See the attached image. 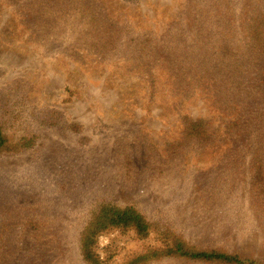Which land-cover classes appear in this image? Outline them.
Here are the masks:
<instances>
[{
  "label": "rangeland",
  "instance_id": "1",
  "mask_svg": "<svg viewBox=\"0 0 264 264\" xmlns=\"http://www.w3.org/2000/svg\"><path fill=\"white\" fill-rule=\"evenodd\" d=\"M84 1L106 35L78 28L72 9L53 33L52 0H0V122L11 140L0 153V264H84L80 229L110 203L135 206L151 229L99 233L93 251L107 264H219L144 258L173 238L264 262V146L249 128L264 124V70L243 73L239 103L228 84L184 75L194 67L184 59L218 39L238 52L257 43L264 0ZM28 132L38 139L21 150Z\"/></svg>",
  "mask_w": 264,
  "mask_h": 264
},
{
  "label": "trees",
  "instance_id": "2",
  "mask_svg": "<svg viewBox=\"0 0 264 264\" xmlns=\"http://www.w3.org/2000/svg\"><path fill=\"white\" fill-rule=\"evenodd\" d=\"M52 1L56 8L61 9V12L54 21H52V18L48 21L46 28L53 33L61 31L60 25L62 21H68L69 18L66 17V15L70 14L72 11V17L74 19L73 24L78 28L80 25H83L80 28L81 30L87 28L89 33L94 32L96 36L102 33L104 35L107 34L106 30L100 25L103 21V16L94 10L95 7H97L95 4L85 2L84 0ZM68 6L72 8H67ZM36 7L38 8L37 3ZM63 9L72 10H68L67 14L64 15L62 13ZM35 18L39 19L36 21L41 25L42 20H46V16H43V14ZM252 26L253 25H251V27ZM253 37L257 43L253 41L245 43L244 46L246 50L243 52L231 50L229 46L232 41L228 38L218 39V42L213 43L215 50L211 51L210 54H206L202 57L191 56L188 59H184L185 66H194L193 68H185L184 75L190 74V79L193 77L198 84L210 83L212 85L215 78L218 79L217 84L219 83L223 86L228 84L230 86V94H233L235 96L234 98L237 99V103H239L241 99L239 94H243V90L241 89L244 87L243 73H245L248 68L249 71L253 70L256 74H258L259 70H264L263 67H260L263 61L262 54L264 53V22H260L256 30H253ZM210 45L211 43L208 42L205 46L209 48ZM234 46L241 47V42H236ZM241 101H244V98H242ZM2 123H4V121L0 122V153L5 152V150L11 146V140L7 137ZM46 125L51 127L55 126L56 123L50 120ZM199 125L200 121L194 123L190 121L188 132L197 134L200 128ZM252 126H257V130L259 131L255 132V136L251 137V145L254 146V148L264 146V132L260 131L264 124L249 125V128ZM28 133L30 134H27L21 139L22 144L19 148L21 150L27 151L33 148L38 139V135L34 132ZM112 229H132L137 235L145 237L150 233L151 225L142 212L135 206L123 207L110 203L95 208L91 217L87 220L85 227L80 229L79 232V252L84 264H107L101 261L94 253L93 246L95 244V237L98 236L99 233ZM144 258H174L219 264H264L263 261L243 259L235 254H226L216 250L198 251L177 238H173L171 243H164L162 246L153 248ZM136 260L134 263H136Z\"/></svg>",
  "mask_w": 264,
  "mask_h": 264
}]
</instances>
